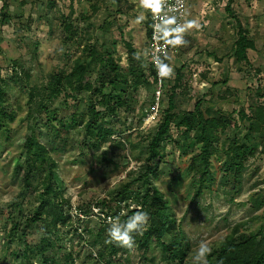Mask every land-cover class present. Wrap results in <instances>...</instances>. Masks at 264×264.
<instances>
[{"label":"rangeland","instance_id":"374dc122","mask_svg":"<svg viewBox=\"0 0 264 264\" xmlns=\"http://www.w3.org/2000/svg\"><path fill=\"white\" fill-rule=\"evenodd\" d=\"M4 2L8 6L5 11ZM226 4L227 0L188 3L187 21L195 20L197 24L185 32L186 45L173 47L166 42L169 53L164 62L170 65L173 74L166 79L164 91L173 85L175 72L184 65V86L176 91V112H192L200 100L203 110L234 119L221 135L222 141L235 137L248 147V123L241 120V113L249 116L250 106L263 101L264 0H234L231 7L254 44L248 51V65L234 59L237 24L224 13ZM66 20L75 29L73 37L63 30ZM147 21L146 0H0V89L6 95L2 107L12 113V120L0 131V264H47L46 260L54 261L53 264H105L97 256L104 250L107 229L114 216H106L107 210L95 205L103 199H112L123 182L136 181L143 173L145 140L154 133L160 118L159 111L156 113L153 108L152 91L130 88L123 97L124 105L118 107L115 115H106L98 123L111 127L116 134L101 148L87 149L82 146L84 134L80 129L60 138L48 132L42 117L28 105L29 86L44 88L53 75L68 71L76 59L88 60L86 46L104 57L105 64L99 67L101 73L107 74L111 63L117 64L121 71L129 68L125 43L132 45L147 67ZM94 78L95 75L91 76V82ZM66 93L67 90L52 102L55 111L52 128L75 111L86 113L91 105L87 94L75 100L66 97ZM108 93L106 90L105 94ZM165 93L161 110L167 107ZM29 127L35 128L39 142L55 160L57 185L68 201L62 207L64 224L58 223L51 233L42 223L26 222L36 205L24 184L23 144L31 132ZM171 134L173 140L166 144L165 163L159 168L161 175L155 184L169 201L177 225L189 241L184 264H196L194 257L201 242L212 251L236 225H242L241 232L255 231L262 225L264 206L256 210L252 201L264 198V132L257 152L245 164L240 188L234 189L233 176L225 172L221 154L212 159L214 184L198 198L193 197L190 179L184 174L191 155L182 156L178 146L185 141L191 145L197 134L190 133L184 138L175 129ZM131 146L138 149L131 151ZM102 156L110 165L101 162ZM32 177L33 189L37 176ZM135 204L133 196L118 204L114 213L126 215L125 207L129 206L130 211ZM100 228L103 236L97 239ZM164 241L167 243L169 237ZM113 264L167 262L159 247L151 243L147 251L134 247L129 253L120 252Z\"/></svg>","mask_w":264,"mask_h":264},{"label":"trees","instance_id":"16d2710c","mask_svg":"<svg viewBox=\"0 0 264 264\" xmlns=\"http://www.w3.org/2000/svg\"><path fill=\"white\" fill-rule=\"evenodd\" d=\"M233 3L234 0H227L224 8L225 13L237 24V39L233 45V56L237 63L248 65L247 52L254 48V44L248 39L246 31L231 9ZM7 7L4 2L2 10H7ZM63 30L72 37L76 35L70 20L64 21ZM146 33L147 38H149V15ZM124 45L130 61L126 71H121L117 64L111 63L108 64V73H101L99 67L105 64L104 57L98 54L94 48L86 46L88 60L76 59L68 71H61L53 75L44 88L38 89L34 85L29 86V83L26 85L29 86L28 105L42 117L45 122L44 127L53 137H65L71 130L80 129L84 134L82 146L87 149H99L104 143L111 141L116 132L111 127H102L98 123L105 120L106 115H115L118 107L124 105L123 97L130 88L151 90L154 101L156 79L153 69L148 62L147 67L144 65L142 56L136 54L130 43ZM184 71L185 66L183 65L175 72L173 85L166 93L164 89L167 78H163L162 95L167 94V107L160 109L161 99L158 110V114L160 113L159 123L154 133L145 140L146 145L142 159L143 173L136 181H128L127 179L123 182L115 197L110 200L103 199L95 205L107 210L106 216L119 215L121 218H126L137 210L147 212L149 223L141 234L134 236L135 244L132 248L137 247L147 251L150 244L155 243L167 264H184L189 252V241L177 225L169 201L155 184L161 175L159 168L165 163L166 144L173 140L171 130H177L184 138L190 133L197 134L191 145L188 144V141H185L183 145L178 143L182 150V156L191 155L184 174L190 179L189 187L194 192L193 197L195 198L202 196L204 191L210 189L214 184L212 159L219 158L221 154L225 160V172L233 176L234 189L240 188L245 164L249 156H253L257 152V144L261 143V135L264 132V96L261 97L263 98L262 103L250 106L251 114L249 116L244 111L241 113V120L248 123L246 135L248 147L235 137L233 139L227 137L222 141L221 135L225 134L234 119L232 116L224 118L220 113L213 115L209 111L203 110L200 100L196 101L192 112H176V91L184 86L182 83ZM93 75L95 78L91 82ZM26 77L28 78V75ZM65 90L68 91L66 97L75 100H78L80 95L87 94L91 97V105L86 113L75 111L69 119L59 122L57 127L52 128L51 124L55 122V111L51 107L52 102ZM106 90L109 91L107 95L105 94ZM4 99H6V95L0 89V131L6 128L8 120H12V113L5 111L2 107ZM234 128H237L236 125ZM29 129L31 132L23 144L26 157L24 184L26 185V192H31L30 195L34 196L36 205L30 215L26 217V222L31 225L42 223L45 229H49L48 232L51 233L56 229L58 223L64 224L65 217L62 207L67 205L68 201L63 197V193L57 185L58 175L55 160L46 146L39 142L35 128L29 127ZM126 141L129 143L127 139ZM135 149L138 148L131 146V151ZM101 162L110 165V161L105 156L101 157ZM33 175L37 176V181L32 189ZM133 196L136 200L134 209L129 211L130 207L126 206V215L114 213L118 204L131 200ZM252 202L256 210L264 206V198L262 201L257 198ZM112 204L115 206L112 207ZM241 227L242 225H236L223 242L210 252L207 257V264H264V220L255 231L241 232L239 231ZM102 236L103 229L100 228L96 237L100 239ZM166 237H169L167 243L164 241ZM132 248L106 242L104 250L99 253L97 258L99 262L113 264L115 257L120 252L129 253ZM69 258L71 257L69 256ZM45 262L47 264L54 263L52 260Z\"/></svg>","mask_w":264,"mask_h":264},{"label":"clouds","instance_id":"9594fccd","mask_svg":"<svg viewBox=\"0 0 264 264\" xmlns=\"http://www.w3.org/2000/svg\"><path fill=\"white\" fill-rule=\"evenodd\" d=\"M148 8L157 6L153 0H146ZM168 24H175V18H171ZM197 21L189 20L185 24H176L175 27H162L157 25L158 37L165 38L166 42L173 47L184 46L188 43L185 39V32L188 28L196 26ZM167 33V38L164 36ZM153 62L157 70V74L163 78H170L173 74V69L169 64L159 57H153ZM149 223L148 213L142 210H137L133 214L128 215L126 218H121L119 215L114 216L107 229V243L115 244L121 247L132 248L135 244L134 236L139 235L147 227ZM210 249L207 244L201 242L194 257L196 264H207V257L210 254Z\"/></svg>","mask_w":264,"mask_h":264},{"label":"built area","instance_id":"2783aa9c","mask_svg":"<svg viewBox=\"0 0 264 264\" xmlns=\"http://www.w3.org/2000/svg\"><path fill=\"white\" fill-rule=\"evenodd\" d=\"M191 0H153L157 4L154 8H148L150 22V36L148 38V49L146 51L147 62L151 66L156 79L154 91V110H159L162 98L163 79L157 74L153 57L159 56L163 60L169 53V47L165 38L158 37L157 25L162 27H175L176 24H182L186 18L187 6ZM175 18V24H168L171 18ZM167 36V33H164Z\"/></svg>","mask_w":264,"mask_h":264},{"label":"crops","instance_id":"0c3cea01","mask_svg":"<svg viewBox=\"0 0 264 264\" xmlns=\"http://www.w3.org/2000/svg\"><path fill=\"white\" fill-rule=\"evenodd\" d=\"M199 8H200V6H199ZM199 12H200V9H199ZM203 13H204V16L207 15V13L205 12V10L203 11ZM224 13H225V10H224ZM200 14H201V13H200ZM148 15H149V14H148ZM226 15H227V14H226ZM235 15H236V17L238 16L237 13H236ZM227 16H228V15H227ZM188 18H189V13H186V18H185L186 21H187ZM204 18H206V17H204ZM229 18H230V17H229ZM208 22H209V21H207L206 24H209ZM247 57H248V52H247Z\"/></svg>","mask_w":264,"mask_h":264}]
</instances>
